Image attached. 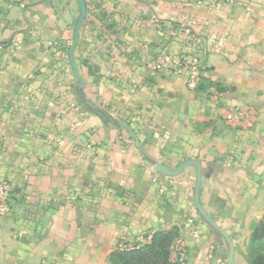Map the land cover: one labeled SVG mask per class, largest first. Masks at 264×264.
Returning a JSON list of instances; mask_svg holds the SVG:
<instances>
[{
  "label": "crops",
  "instance_id": "1",
  "mask_svg": "<svg viewBox=\"0 0 264 264\" xmlns=\"http://www.w3.org/2000/svg\"><path fill=\"white\" fill-rule=\"evenodd\" d=\"M74 58L90 102L127 122L106 125L85 108L69 61L77 0H0V180L14 192L0 215V264H109L119 244L181 227L172 264H252L264 238V0H85ZM164 52H197L223 90L188 88L153 74ZM218 103L245 106L255 124L231 123Z\"/></svg>",
  "mask_w": 264,
  "mask_h": 264
},
{
  "label": "trees",
  "instance_id": "2",
  "mask_svg": "<svg viewBox=\"0 0 264 264\" xmlns=\"http://www.w3.org/2000/svg\"><path fill=\"white\" fill-rule=\"evenodd\" d=\"M205 70L209 68L205 67ZM214 87L218 92L223 89L217 83L212 82L209 78L202 76L196 88L197 91L208 92ZM213 167L209 166L204 169V174H210ZM181 235V227L174 225L167 230L154 231L151 234L146 233L145 242L135 243L132 245L124 244V247L118 246L114 249L109 258V264H172V252L175 241ZM264 238V215L261 222L254 227L251 240L252 242ZM252 264H264V252L252 254L250 259Z\"/></svg>",
  "mask_w": 264,
  "mask_h": 264
},
{
  "label": "built area",
  "instance_id": "3",
  "mask_svg": "<svg viewBox=\"0 0 264 264\" xmlns=\"http://www.w3.org/2000/svg\"><path fill=\"white\" fill-rule=\"evenodd\" d=\"M204 59L197 52L175 54L164 52L150 61L149 68L153 74L171 71L185 76L188 88L196 90L202 76L206 77ZM223 119L231 123L244 122L247 125L255 124L258 116L253 109L245 106H226L218 103V113ZM13 185L7 180H0V215L11 210V196ZM124 247V244H119Z\"/></svg>",
  "mask_w": 264,
  "mask_h": 264
},
{
  "label": "water",
  "instance_id": "4",
  "mask_svg": "<svg viewBox=\"0 0 264 264\" xmlns=\"http://www.w3.org/2000/svg\"><path fill=\"white\" fill-rule=\"evenodd\" d=\"M77 1L79 3V6H80V13H79V16L76 20L73 40H72V43H71V46L69 49V61H70L72 69H73V71L76 75V78H77L76 87H77L79 100H80L81 104L85 108H87L91 113L102 118L106 125L115 126V127H119V128H127L132 133L133 137L136 139V141L138 142V145L140 146L143 153L145 154L144 147H143L138 135L136 134V132L133 130V128L130 126L129 123L117 122L112 117L111 114L106 112L103 108H100L99 106L92 104L90 102V100H88L86 98L85 82H84L83 78L81 77V75L78 71V68H77V65L75 62V58H74V52H75V48H76L78 41H79V36H80V31H81L82 25L87 18L88 11H87V4H86L85 0H77ZM151 162H152L155 170H157L158 172H160L162 174L168 175V176L177 175V174L181 173L187 167L195 166V168H196V179H195V204H196V207H197L198 211L200 212V214L212 226H214L217 230H219L225 236V238L228 240V242L230 244V248H231L230 262H231V264H235V260H234L235 249H234V244H233L232 240L230 239L229 234L226 232V230L223 227H221L215 220H213L208 215V213L204 210V208L200 202L201 182H202V178H203V174H204V168L202 166V162L200 161V159L199 158L186 159L179 166H177L175 168H172V167L164 164L161 161L151 160Z\"/></svg>",
  "mask_w": 264,
  "mask_h": 264
}]
</instances>
